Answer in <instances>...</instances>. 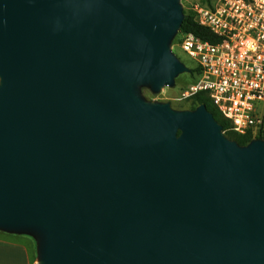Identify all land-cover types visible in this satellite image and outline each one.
<instances>
[{
	"label": "water",
	"instance_id": "obj_1",
	"mask_svg": "<svg viewBox=\"0 0 264 264\" xmlns=\"http://www.w3.org/2000/svg\"><path fill=\"white\" fill-rule=\"evenodd\" d=\"M179 0H0V231L37 264H264V141L140 87L189 68Z\"/></svg>",
	"mask_w": 264,
	"mask_h": 264
},
{
	"label": "built area",
	"instance_id": "obj_2",
	"mask_svg": "<svg viewBox=\"0 0 264 264\" xmlns=\"http://www.w3.org/2000/svg\"><path fill=\"white\" fill-rule=\"evenodd\" d=\"M188 11L218 40L176 34L172 50L197 70L179 99L204 92L233 132L264 141V0L191 2Z\"/></svg>",
	"mask_w": 264,
	"mask_h": 264
},
{
	"label": "rangeland",
	"instance_id": "obj_3",
	"mask_svg": "<svg viewBox=\"0 0 264 264\" xmlns=\"http://www.w3.org/2000/svg\"><path fill=\"white\" fill-rule=\"evenodd\" d=\"M198 1H202V0H179L183 8V13L189 12L188 11L189 3L198 2ZM173 52L189 68V71L187 73H182L178 75L175 78V83L172 87L164 86L159 92H152L149 87L141 86L140 93L146 101L167 102L171 105L172 108L177 110L190 109L192 107V102L189 100H181L179 99V97L184 89H186L189 85H191L196 81V79L194 80V75L190 72V68H192V64L191 61L186 57V55L179 49H176ZM27 237L29 238L30 240L29 243L31 244L32 247V260L34 264H37L36 241L32 236L28 235Z\"/></svg>",
	"mask_w": 264,
	"mask_h": 264
},
{
	"label": "trees",
	"instance_id": "obj_4",
	"mask_svg": "<svg viewBox=\"0 0 264 264\" xmlns=\"http://www.w3.org/2000/svg\"><path fill=\"white\" fill-rule=\"evenodd\" d=\"M202 1L204 2L206 1L208 3L210 2V0L208 1L202 0ZM180 30L185 33H192L196 35L197 37L204 39V40H209L213 42L218 40V38H216V36H213L207 28H204L195 22L193 14L191 12H187V13L184 12V17L181 23ZM174 40L175 38L173 39V41ZM190 72L194 75V80H195L196 75H197V70L195 68H190ZM188 100L192 102V107L190 109H194L200 104H205L207 109L213 114V116L219 122V124H221L223 131L229 138L233 139L241 146H244L249 143V141L251 140L250 136L248 134L240 135V134L233 132L231 130L230 122L221 116V114L218 112L216 107L212 104V102L210 101L206 93L200 92Z\"/></svg>",
	"mask_w": 264,
	"mask_h": 264
},
{
	"label": "crops",
	"instance_id": "obj_5",
	"mask_svg": "<svg viewBox=\"0 0 264 264\" xmlns=\"http://www.w3.org/2000/svg\"><path fill=\"white\" fill-rule=\"evenodd\" d=\"M29 241L25 235L0 231V264H34Z\"/></svg>",
	"mask_w": 264,
	"mask_h": 264
}]
</instances>
